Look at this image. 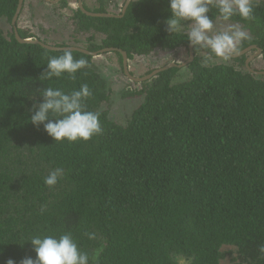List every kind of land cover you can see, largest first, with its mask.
Segmentation results:
<instances>
[{
  "label": "trees",
  "instance_id": "1",
  "mask_svg": "<svg viewBox=\"0 0 264 264\" xmlns=\"http://www.w3.org/2000/svg\"><path fill=\"white\" fill-rule=\"evenodd\" d=\"M39 1L87 51L115 48L128 60L159 50L189 52L184 33L165 30L168 0H133L121 18H92L78 8L65 17L58 9L67 0ZM17 5L0 0V21L11 25ZM253 5L254 19L228 22L249 33L239 52L256 46L264 58V0ZM90 12L107 13L103 0ZM209 15L220 20L215 8ZM17 32L40 40L18 26ZM193 52L186 67L127 92L143 101L119 123L105 109L110 92L94 58L73 52L88 61L75 80L39 79L48 58L63 51L20 44L13 29L6 37L0 28V264L34 259L32 236L64 232L82 251L100 250L99 264H222L223 247L235 249L228 264H264L258 251L264 244V76L244 69L247 55L216 63L200 57L206 49ZM84 83L93 90L87 107L100 113V135L54 142L43 125L30 123L44 88L71 91ZM57 167L65 175L49 188L44 178Z\"/></svg>",
  "mask_w": 264,
  "mask_h": 264
},
{
  "label": "clouds",
  "instance_id": "2",
  "mask_svg": "<svg viewBox=\"0 0 264 264\" xmlns=\"http://www.w3.org/2000/svg\"><path fill=\"white\" fill-rule=\"evenodd\" d=\"M168 4L170 15L164 21L165 30L170 35L184 33L195 50H207L209 59L229 62L239 53L242 43L250 38L246 28L236 24H228L225 29L214 31L215 23L209 13L215 8L221 21L228 22L237 16L250 21L254 19L253 0H168ZM86 67V59H76L71 49H65L62 55L48 58L46 70L39 79H59L66 75L68 79L75 80L77 73ZM92 96L93 90L87 83L71 91L44 88L39 96L42 102H33L30 109V123L37 127L43 125L44 132L54 142H87L103 131L100 113L87 107V101ZM64 175L62 167L54 168L44 178V184L52 188ZM40 210L43 213L45 206H41ZM84 235L89 240L96 239L95 232L86 231ZM28 242L35 258L25 256L19 264H99L100 250H95L91 255L82 251L71 232L34 235ZM258 251L264 255V244L260 245ZM5 264H16V261L9 258Z\"/></svg>",
  "mask_w": 264,
  "mask_h": 264
},
{
  "label": "rangeland",
  "instance_id": "3",
  "mask_svg": "<svg viewBox=\"0 0 264 264\" xmlns=\"http://www.w3.org/2000/svg\"><path fill=\"white\" fill-rule=\"evenodd\" d=\"M54 1V0H49ZM61 1V0H60ZM59 1V2H60ZM83 5L88 10H94L97 7L98 0H81ZM126 0H103L106 5L107 13L118 14L121 12L122 6ZM48 5L56 6L59 4H51L44 0ZM68 7L65 9H58L59 13L65 17H70L72 11L77 8V0H67ZM47 5H43L39 0H24L22 12L20 14L17 26L21 29L29 31L41 41L46 42L52 46H77L83 47L82 40L73 41L67 32V28L63 22L51 16V11L48 10ZM214 31L225 29L228 24L224 21H214ZM239 26V25H238ZM240 27V26H239ZM0 28L7 37L11 33V25L5 19L0 21ZM256 51L252 49L246 55L247 57L254 55ZM200 57L208 58L206 52H201ZM189 59V52L185 49H178L176 51H155L154 53L143 56L133 57L128 60L129 73L134 78L145 77L155 69L163 67L169 63L183 64ZM94 66L98 73L106 80L110 92L109 104L105 107L107 109L109 118L112 121L124 123L126 122L143 101V96L138 94L136 96H125L129 91H140L142 89L141 83H134L130 81L123 72L121 61L115 53L103 54L93 59ZM214 62H222V60H215ZM251 69L256 72H264V58L262 55L256 56L250 63ZM243 68L241 67V70ZM244 69L247 71L245 65ZM261 76V75H259ZM185 78V75L182 76ZM223 259L222 264H228L235 252L234 248H222Z\"/></svg>",
  "mask_w": 264,
  "mask_h": 264
},
{
  "label": "water",
  "instance_id": "4",
  "mask_svg": "<svg viewBox=\"0 0 264 264\" xmlns=\"http://www.w3.org/2000/svg\"><path fill=\"white\" fill-rule=\"evenodd\" d=\"M23 1L24 0H18V5H17V9H16V12L11 20V26H12V29H13V34H14V37L16 39V41L20 44H29V43H32V44H37L39 46H41L42 48L44 49H47L49 51H55V52H59V51H64L65 49H71L72 52H79V53H83L85 55H88L92 58H95V57H98L100 55H103V54H108V53H119L122 57V69H123V72H124V75L132 82L134 83H144V82H147L149 81L150 79H152L153 77H155L156 75H158L159 73H162L164 71H167L169 69H172V68H177V69H181V68H184L186 67L188 64H190L193 59H194V52H193V47L190 46L189 44V47H188V50H189V59L183 63V64H177V63H169L163 67H160L158 69H155L154 71H152L150 74H148L147 76L145 77H141V78H134L130 75L129 73V69H128V58H127V55L125 52L121 51V50H118V49H115V48H105V49H101L99 51H96V52H90V51H87L86 49L84 48H81V47H77V46H66V47H57V46H52V45H48L40 40H34L32 41L31 39H22L20 38V36L18 35V32H17V21H18V18H19V14L22 10V6H23ZM51 4H57L60 0H54V1H49V0H45ZM133 0H126L125 3L123 4L122 6V9H121V12H120V15H113V14H109V13H93V12H90V11H87L84 6H83V3L81 0H77V8L86 16L88 17H92V18H121L124 16L128 6L130 5V3L132 2ZM252 49H254L256 51V53L254 55H251L249 57H247V59L245 60L244 62V65L247 69V71L249 73H251L252 75H255V76H264V72H256V71H253L251 68H250V63L252 62V60L261 54V50L258 49L256 46H250L242 51H240L238 54L234 55L232 59H236V58H240L244 55H246L248 52H250Z\"/></svg>",
  "mask_w": 264,
  "mask_h": 264
}]
</instances>
